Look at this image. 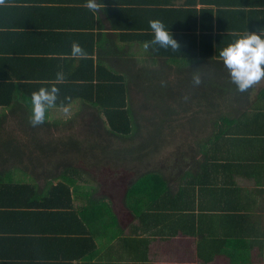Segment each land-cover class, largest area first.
<instances>
[{"label":"trees","instance_id":"16d2710c","mask_svg":"<svg viewBox=\"0 0 264 264\" xmlns=\"http://www.w3.org/2000/svg\"><path fill=\"white\" fill-rule=\"evenodd\" d=\"M111 1L115 6L110 10L116 11L117 30L126 32L134 27L121 23L125 9L118 2L123 1ZM149 2L163 7L168 4V0ZM198 5L202 7L199 9ZM226 6L221 0H185L179 7L161 8L159 20L165 22L179 48L150 46L149 55L154 60L158 56L168 61L169 68L180 71L182 90L193 97L201 96L199 99L209 104L205 111L200 109L204 113L195 116V122H179L186 137L183 141L176 137L179 145L175 146L171 162L146 169L126 187L123 204L134 219L126 230L106 198L99 195L96 178L87 169L92 165L100 169L108 162L98 166L96 161H88L86 167L82 159L96 156L97 151L83 142L85 136L77 138L76 130L75 135H67L55 128L64 122L54 114H62L61 105H67L69 109L79 103L89 109H80L82 118L86 113L96 125L91 124L96 133L93 129L87 132L86 138H94L91 145L97 142L94 136L102 139L104 136L117 137L132 142L140 128L136 125L139 118L135 111H151V107L143 103L146 87L138 86L142 83L136 79L139 74L133 76L130 71L119 72L104 62H95L89 57L94 55L91 51L77 66L76 78L67 76L68 64L59 71L63 77L59 81L55 73L52 77L42 78V82L0 83V93L9 94L5 101L0 98V107L14 113L11 118L20 125L19 130H9L0 124V136L8 135L11 140L13 133L19 132L23 138L19 144L6 141L5 145H0V264H129L135 259H141L142 263L150 254V246L155 244L153 247L156 248L162 242L171 243L164 230L171 232L173 225L175 229L181 228L184 235L189 233L187 236L196 237L193 242L196 260L213 259L216 254L224 253L230 264H250L252 261L258 264L260 258L252 256V251L260 244L263 259L259 264H264V242H257L255 236L254 239L248 238L252 236L249 229L245 230L244 240L228 235L227 240L217 241L220 224L211 223L217 221V214L187 206V168L190 163L202 168L198 156L201 158L207 154L206 150L210 151V136L205 133L207 126L212 127L211 134H214L238 122L229 110L244 102V99H236V95L243 92L237 91L230 80L219 51L245 30L257 31L250 21L256 25L264 20V12L233 11ZM61 11L69 9L62 8ZM167 13H170L172 24L162 19ZM240 14L248 16L250 21ZM82 16L84 19L95 17L86 6ZM227 21L231 24L230 30L223 31ZM143 34V43L153 37L151 29H146ZM194 72L200 78L199 84L189 81V75ZM52 84L59 88L56 105L46 110V113L50 110L51 115L44 123L32 126L29 123L31 94ZM7 117L8 114L1 117L0 123L3 119L8 123ZM96 122L103 123L104 128H98ZM28 132L31 143L27 141ZM126 151L130 153V148L126 147ZM59 156L64 157L59 159L61 163H57ZM173 170H176L175 176ZM188 218L190 225L187 224ZM29 221L32 226L27 224ZM196 232H199L198 236ZM145 235L149 237L145 238Z\"/></svg>","mask_w":264,"mask_h":264},{"label":"crops","instance_id":"0c3cea01","mask_svg":"<svg viewBox=\"0 0 264 264\" xmlns=\"http://www.w3.org/2000/svg\"><path fill=\"white\" fill-rule=\"evenodd\" d=\"M54 1L58 0H5V4L0 5V83L42 82V78L52 77L68 64L70 67L67 76L78 77L75 70L81 64L80 61L87 57L71 55L74 41L87 54L91 51L94 53L92 57L89 56L90 59L104 62L116 71H130L133 76L139 74L142 77L146 74L158 76L164 71L161 74L164 77H179L180 71L169 68L168 61L158 56L156 60L150 57V49L144 47L146 41L142 42L141 35H144L146 29H150L149 20L160 19L161 8H176L185 0H168L166 7L150 5L149 1L152 0L118 2L125 9L121 23L133 24L137 29L135 31L132 27L126 32L117 30L116 11L110 10L115 7L111 5V0H97L102 3V7L92 10L95 17L88 16V19L82 16L86 5L82 3L86 0ZM224 2L227 4L226 8L233 11L264 12V0H221L222 4ZM201 7L202 5L197 6L199 9ZM62 8L69 11L62 12ZM241 16L238 18L242 19ZM243 17L249 20L248 16ZM162 19L169 24L173 23L170 13ZM250 22L257 28L256 32L264 30V20L256 25ZM230 26V22L224 23L223 31L230 30ZM141 27L144 30L141 31ZM72 35L76 36L70 38ZM129 76L133 79L132 75ZM194 76H198L196 72L189 75V81H193ZM7 95L9 96L8 93H0V98L4 100ZM237 98L244 99V102H237L238 106H233L229 111L239 121L214 134H211L212 127L207 126L205 133L210 136V151L206 150L207 154L201 158L198 156L202 168L198 164L193 166L192 163L187 168V206L217 214V221L211 222L220 224V238L217 241L227 240L228 235L242 237L241 240H244L245 230L249 229L252 236L248 238L254 239L255 236L257 242H264V117L261 116L264 114V78L242 94H237ZM79 106L80 109L89 110L88 107ZM48 111L46 117L51 115L50 110ZM6 114L9 122L5 123L3 119L0 124L9 130H19L20 125L11 118L14 113L0 107V118H4ZM30 136L28 132L27 141L31 143ZM11 137L10 140L8 135H1L0 145H5L6 141L8 144H19L23 139L19 132L13 133ZM172 172L175 176L176 170ZM124 210L129 217H126V222L121 217L119 221L126 230L134 219L125 205ZM190 221L188 218V225ZM27 224L32 226L31 221ZM164 232L171 243L162 242L156 248L153 244L145 261L141 263V259H132L129 264H161L163 256L175 257V264H230L224 253L216 254L213 259L196 260L193 250L195 236H187L189 233L184 235L183 230L179 227L175 229L174 225L171 232L166 229ZM198 233L196 232V236ZM261 250L259 244L252 251V256L260 258V261L257 260L259 263L263 259ZM253 262L250 264H254Z\"/></svg>","mask_w":264,"mask_h":264},{"label":"rangeland","instance_id":"374dc122","mask_svg":"<svg viewBox=\"0 0 264 264\" xmlns=\"http://www.w3.org/2000/svg\"><path fill=\"white\" fill-rule=\"evenodd\" d=\"M153 72L155 73V70ZM161 74L158 76H155L156 74H151V76L146 74L144 77L139 76L136 78L142 82L138 84L139 87H146L143 98L145 102L143 101V103L150 106L151 111L144 112L142 109L135 111L139 118L136 125H139L140 128L138 129L139 132L137 130L136 138L134 139L135 135L132 137V142L129 139L117 137L104 136L102 139L94 136L97 142L95 145H91L94 141L91 139L94 138L88 139L86 136H88L89 129L94 131L92 126L95 125V122L92 123L86 113L84 114L85 117L82 118L83 114L79 113V104L71 106L67 112L54 114L56 118L59 117L58 119L64 122V124L55 128L60 129L67 135H75L76 130V137L83 138L85 136L83 142L86 143L88 148L93 146L97 151L94 153L96 156L82 159L84 164L88 161H96L98 166H102L105 162H108L106 166H102L100 169L96 168L95 165L89 166L87 169L92 177L96 178L99 195L106 198L105 201L110 204V208L124 222H126V217L129 216L125 214L123 197L131 180L148 168H159L168 165L173 158L175 146L179 145L176 144L178 142L176 137H180L181 141L186 137V134L182 133L183 129L179 127L182 125L179 122H195V116L204 113L200 112V109L205 111L206 106L209 104L208 101L200 100L199 97L201 96L195 95L193 97L185 93L182 90L183 83L180 77H164ZM168 122L175 124L169 125ZM96 123L98 128H104L103 123ZM99 124L102 126H99ZM97 127L95 130H97ZM126 147L130 148V153H127ZM59 159H64V157L59 156L57 163H61ZM85 205L87 206L86 203ZM160 263L175 264L176 258L163 256Z\"/></svg>","mask_w":264,"mask_h":264},{"label":"clouds","instance_id":"9594fccd","mask_svg":"<svg viewBox=\"0 0 264 264\" xmlns=\"http://www.w3.org/2000/svg\"><path fill=\"white\" fill-rule=\"evenodd\" d=\"M5 0H0V5H4ZM88 9L96 11L102 7V3L97 0H86ZM149 27L153 33L150 41L144 43L147 49L150 46L160 48H171L178 50L177 40L165 27L163 21L159 19L149 20ZM71 55L73 57H84L87 53L81 45L73 42L71 45ZM223 65L227 68L230 80L235 84L236 90L244 92L251 86L264 78V30L246 31L234 41L227 44L219 51ZM57 81L63 77L57 73ZM199 76H194V83L199 84ZM59 88L52 84L48 87H40L31 94V114L29 123L32 126L42 124L46 120V110L55 106L58 99ZM64 112L68 111L67 105H61Z\"/></svg>","mask_w":264,"mask_h":264}]
</instances>
